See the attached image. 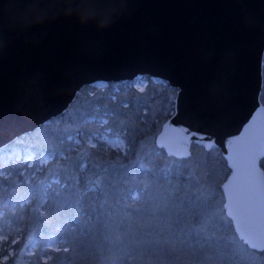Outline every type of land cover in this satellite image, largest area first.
<instances>
[{"label": "water", "instance_id": "1", "mask_svg": "<svg viewBox=\"0 0 264 264\" xmlns=\"http://www.w3.org/2000/svg\"><path fill=\"white\" fill-rule=\"evenodd\" d=\"M263 55L264 0H0V154L85 86L161 80L177 92L156 147L178 159L218 149L225 214L262 251L264 204L238 212L233 192L246 169L264 176Z\"/></svg>", "mask_w": 264, "mask_h": 264}, {"label": "trees", "instance_id": "2", "mask_svg": "<svg viewBox=\"0 0 264 264\" xmlns=\"http://www.w3.org/2000/svg\"><path fill=\"white\" fill-rule=\"evenodd\" d=\"M146 78L152 85L147 92L151 90L156 95L153 101L160 107L151 119L148 115L129 116L132 112L136 114L139 102L134 98L138 92L128 91L129 108H122L120 94L112 93L111 89L121 88L127 81L110 82L104 91L107 95L87 96V101L81 105V117L65 119L69 116L66 111L13 142L22 145L14 146V149L28 148L35 156L52 151L56 154L55 159L60 154L70 156L74 148L68 144L67 138L74 133L82 136L91 133L94 126L87 120L108 115V127L119 125L123 119L120 125L127 145L121 152L97 140L95 146L88 147L79 163L71 169H60L59 162H56L58 168H51L52 162L38 171L36 161L27 173L16 179H13L15 173L0 176V228L6 238L4 245L16 239L13 247L15 253H19L25 240L31 238L32 232L34 235L32 253L20 257L25 264H136L138 252L116 242L125 240L131 229L149 224L148 219L155 209L154 202L166 203L158 208L160 217L169 204L182 199L181 192L187 190L190 180L186 174V160L175 159V163L170 164L172 159L147 139L156 131L157 122L167 119L168 114L162 108L166 100L170 105L174 104L171 98L176 89L164 83L157 90L151 78ZM89 88L85 86L83 89ZM113 96L116 100L112 99ZM140 96L144 98L143 94ZM260 99L264 103V89ZM220 160L223 162L222 158ZM260 166L264 169V158L260 160ZM52 170L56 172L51 173ZM52 175L59 178V184H49ZM130 180L132 183L166 182L167 189L172 188V194H167L168 198L164 199L165 194L152 193L142 207L131 208L129 202L132 201L127 199ZM156 183L152 190L158 188L162 191V186ZM144 196L142 194L140 202ZM167 212L172 214L171 219L176 210ZM49 243H53L55 248H48ZM12 260L10 256L0 264H10Z\"/></svg>", "mask_w": 264, "mask_h": 264}, {"label": "rangeland", "instance_id": "3", "mask_svg": "<svg viewBox=\"0 0 264 264\" xmlns=\"http://www.w3.org/2000/svg\"><path fill=\"white\" fill-rule=\"evenodd\" d=\"M262 74L263 90L264 55ZM151 80L152 84L157 86V90L165 83L158 79L151 78ZM107 84L105 82H96L88 85L91 88L79 91L72 104L66 110L69 116H66L65 119L81 117V105L87 101V96L107 95L104 94ZM150 86L152 85H150L146 77H138L135 81H127L121 88L119 86L112 88L111 91L112 93L120 94L121 106L126 109L129 108L128 101H130L128 91L136 90L139 95L132 98L139 102L138 108H136L135 115H133V112L128 115L134 118L136 115H148V118L151 119L155 117L154 114L160 110V107L153 101L156 95L151 90L149 93L147 92ZM141 88L144 89L143 92L140 91ZM176 92L177 90L171 98L173 102ZM141 94L144 95V98L140 96ZM112 99L116 100V96H113ZM168 101L166 100L165 106L162 108L168 114L167 118L174 113L175 104L170 105ZM125 104H127V107L124 106ZM139 107H146V109H140ZM126 113H129L128 110ZM165 120H157L156 131L148 136V142L152 141L155 145L154 138ZM50 121L45 124H48ZM87 122H91L90 124L94 126L91 133L84 136L80 135L81 133H74L73 136L67 138L68 144L74 148V153L72 152L70 156L60 154L55 159L56 154L54 151L51 153L44 152L40 156H35L28 148L24 150L14 149V146L22 147V145L13 144V142H16L14 140L10 144L11 148L7 152L0 154V176H10L9 173H15L16 175L13 176V179H16L17 176H23L27 173L28 169L36 161V170L38 171L52 162L51 168H58L56 162H59L61 164L60 169H71L75 164L79 163L82 154L87 152L88 147L95 146L97 140L114 150L121 152L126 150L127 145L120 125L123 119L120 120L119 125H115L114 127L106 126L108 124V115L90 118ZM57 124L58 122L55 123V125ZM168 158L172 159L169 161L170 164H174V160L178 159L174 157ZM220 158L223 159V162H221ZM183 160H186V174L190 180L188 181L187 190L184 193L181 192L182 199L169 204L171 207L167 204V210H176L174 216L170 219L172 214L165 209V214L159 217L160 214L157 213L158 208L164 204L166 205V203H162L161 201L154 202L155 209L151 213L150 219H148L149 224H142L140 225L141 228L131 229L126 234L127 238L121 241L118 240L116 244L120 246L126 244L125 246H130L136 250L138 252L135 256V259L138 258L136 264H264V250L254 251L243 244L236 236L230 218L225 214L223 207L224 194L221 185L230 173V169L227 167L220 152L216 149L206 151L201 146L194 147L193 145L191 147V155ZM54 172L56 171L52 170L51 173ZM156 181H135L132 183L133 180H130V185L127 189V199L132 201V203L129 202L131 208L142 207L144 201L152 193L165 194L164 199L168 198L166 197L168 196L167 194H172V188L167 189L166 182L161 183L160 181L156 183ZM155 183L160 187L162 186V191L158 188L152 190ZM49 184H52V186L59 184V178L56 175H52ZM142 194L145 196L140 202ZM37 212H40V210L38 209ZM33 236L32 232L31 238L26 239L24 245H21L19 253H15L13 244L16 239L4 245L3 242L6 238L3 236L2 228H0V262L12 256L13 260L10 264H25L20 260V257L21 255L32 253ZM48 248L53 249L55 245L49 243Z\"/></svg>", "mask_w": 264, "mask_h": 264}, {"label": "snow or ice", "instance_id": "4", "mask_svg": "<svg viewBox=\"0 0 264 264\" xmlns=\"http://www.w3.org/2000/svg\"><path fill=\"white\" fill-rule=\"evenodd\" d=\"M140 91L143 92L144 89L141 88ZM124 106L127 107V104H125ZM245 152H247V149H245ZM237 167V177H239V165ZM233 194L237 205V211H243L245 214L251 215L256 208L258 197L260 199V202L264 204V176L257 178L251 171L246 169L243 186L234 189ZM243 230L244 229L242 228V231ZM241 238L244 239L246 243H249L253 248L261 246L253 242V240L247 235L242 236Z\"/></svg>", "mask_w": 264, "mask_h": 264}]
</instances>
